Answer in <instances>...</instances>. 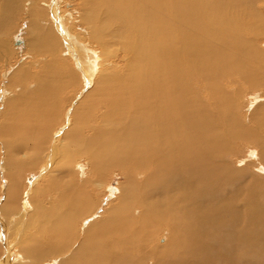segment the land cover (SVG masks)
Instances as JSON below:
<instances>
[{
    "label": "bare ground",
    "instance_id": "obj_1",
    "mask_svg": "<svg viewBox=\"0 0 264 264\" xmlns=\"http://www.w3.org/2000/svg\"><path fill=\"white\" fill-rule=\"evenodd\" d=\"M22 1L0 0V78ZM31 1L0 264H264V0H79L71 23Z\"/></svg>",
    "mask_w": 264,
    "mask_h": 264
},
{
    "label": "rangeland",
    "instance_id": "obj_2",
    "mask_svg": "<svg viewBox=\"0 0 264 264\" xmlns=\"http://www.w3.org/2000/svg\"><path fill=\"white\" fill-rule=\"evenodd\" d=\"M22 2L23 3H22V8L20 10V13L16 14L13 19L8 20V22H7L8 36H9L10 44L13 47V52L15 55L11 58H12V60L13 59L14 60L16 59V60H15V62L13 60V63L11 64L12 66L11 65H9V66L5 65L1 71L2 76H1L0 80L3 81L1 84H2V88L4 91L3 92L0 91V94H1L0 95V113H1V110L3 109L2 104H3L4 100L6 99V96L9 94L12 95L15 92V88H12V87H11L12 89L7 88L6 80L13 73V71L16 68V65H18V62L22 63L23 61L30 59V57L26 53V50H24L25 46H26V44H25V42H26L25 33L26 32L25 31L28 29L29 11L31 12V10L33 8L30 9L31 4H32L31 0H23ZM58 5H59L58 10L61 12V17L63 18V20L64 21L66 20L65 22H67L69 20V23H71V21H73V19L75 17H76V19H79V15L81 12L80 6H79L80 5L79 0H58ZM63 10L67 11V12L66 11L64 12V16L62 13ZM70 25H69V27H70ZM72 29L75 30V26ZM78 29L81 30L80 28H76V30H78ZM17 39H19V40L22 39V43L20 42V44H16ZM23 41H25V42H23ZM27 57H29V58H27ZM255 91L259 92L258 90H255ZM250 92L251 91H248L247 96L254 91H252L251 93ZM2 94H3V96H2ZM247 96H246V100L248 99ZM246 105H247V102L245 101L244 102V112L248 113L249 111H247L248 108ZM7 113L9 114V109L7 110ZM246 149L247 148L243 149L244 153H243V156L241 157V159L236 163L237 167H242V166L244 167L246 164L247 165L250 164V161H253L255 159L256 156H251L250 151H247ZM256 152H257V150H256ZM2 160H4V159H2ZM3 164H4V162L1 161V163H0V166H1L0 167V179L3 178V175H4V170L2 168ZM258 171H259L258 165L256 163H254V167L249 165L248 174L245 175L246 176L245 180L250 181L252 173L254 172L257 174ZM115 178H113L111 185H113L114 187H117V185L119 184L120 181L123 180V178H119V177H115ZM7 184H8V182H6L4 179L0 180V192H1L0 193V205L3 204L6 200L5 194H6ZM107 197H108V200L112 199L111 195H107ZM105 208H106V205L102 208L101 211L102 212L105 211Z\"/></svg>",
    "mask_w": 264,
    "mask_h": 264
}]
</instances>
